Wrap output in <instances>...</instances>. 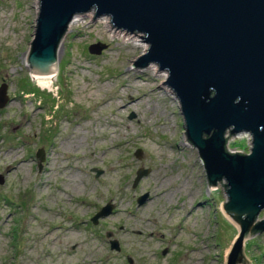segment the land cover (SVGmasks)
I'll return each instance as SVG.
<instances>
[{
    "label": "rangeland",
    "instance_id": "1",
    "mask_svg": "<svg viewBox=\"0 0 264 264\" xmlns=\"http://www.w3.org/2000/svg\"><path fill=\"white\" fill-rule=\"evenodd\" d=\"M36 11L37 0H0V264H224L237 234L222 212L224 181L208 186L166 72L131 65L143 34L78 15L42 86L23 59ZM26 79L39 90L22 91ZM224 136L229 151L248 152V132ZM105 203L110 213L92 224ZM243 253L264 264V230L245 236Z\"/></svg>",
    "mask_w": 264,
    "mask_h": 264
},
{
    "label": "water",
    "instance_id": "2",
    "mask_svg": "<svg viewBox=\"0 0 264 264\" xmlns=\"http://www.w3.org/2000/svg\"><path fill=\"white\" fill-rule=\"evenodd\" d=\"M88 11L94 18L109 16L116 28L143 34L147 48L131 65L153 63L166 72L163 82L179 103L186 139L196 148L208 186L224 181L222 212L237 227L224 264H249L243 239L264 230V217L256 220L264 209V0H37L26 56L30 73L56 71L68 22ZM103 47L90 44L87 51L98 54ZM7 101L1 84L0 108ZM226 130L250 134L247 153L226 148ZM35 157L43 159L41 149ZM146 173L137 170L134 184ZM145 199L142 194L136 202ZM110 210L105 203L91 223ZM109 246L118 250L114 240Z\"/></svg>",
    "mask_w": 264,
    "mask_h": 264
},
{
    "label": "bare ground",
    "instance_id": "3",
    "mask_svg": "<svg viewBox=\"0 0 264 264\" xmlns=\"http://www.w3.org/2000/svg\"><path fill=\"white\" fill-rule=\"evenodd\" d=\"M88 12H90V11H88ZM88 12H86V13H88ZM85 13V14H86ZM92 14V12H90V13H88L87 14V16H90ZM77 17H79L78 16V14H76V15H74V16H72V18L70 19V21L68 22V24H67V28L69 27H71L73 24H75L78 20H77ZM106 17H108V16H106ZM106 22L105 23H108L107 21H108V18H105L104 19ZM107 26H109V24H107ZM66 28V29H67ZM119 34H120V32L118 31L117 33H114V35H117V36H119ZM124 38H125V36H124ZM23 59H24V62H25V64L27 65V63H26V56H24L23 57ZM56 62H57V57H56ZM153 68H156V66L155 65H153L152 66V69ZM157 72V71H156ZM33 75H32V77L34 78V79H36V80H39V81H44V83L42 84V86H45V85H50V83L52 82V80L56 77V71H54L52 74H48V75H41V74H35V73H32ZM137 78H139V77H137ZM111 99H108V100H105V101H103V103H107V101H110ZM133 103H135V102H138L139 100H135V99H132L131 100ZM105 105V104H104ZM85 138V137H84ZM112 148L114 149V147L112 146L111 148H109V149H111L112 150ZM113 168V167H112ZM118 169V168H117ZM118 171V170H117ZM188 183V182H187ZM185 185H186V183H185ZM184 184H183V186H185ZM167 192V191H166ZM158 195L156 194V196L155 197H157Z\"/></svg>",
    "mask_w": 264,
    "mask_h": 264
},
{
    "label": "trees",
    "instance_id": "4",
    "mask_svg": "<svg viewBox=\"0 0 264 264\" xmlns=\"http://www.w3.org/2000/svg\"><path fill=\"white\" fill-rule=\"evenodd\" d=\"M26 87H29V90L26 89ZM22 91L28 92V93H33V92H37L39 89L36 86H32L30 85V83L28 82V80L26 79V83L22 84Z\"/></svg>",
    "mask_w": 264,
    "mask_h": 264
},
{
    "label": "flooded vegetation",
    "instance_id": "5",
    "mask_svg": "<svg viewBox=\"0 0 264 264\" xmlns=\"http://www.w3.org/2000/svg\"><path fill=\"white\" fill-rule=\"evenodd\" d=\"M95 171V170H94ZM95 213V212H94Z\"/></svg>",
    "mask_w": 264,
    "mask_h": 264
}]
</instances>
